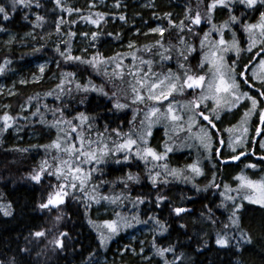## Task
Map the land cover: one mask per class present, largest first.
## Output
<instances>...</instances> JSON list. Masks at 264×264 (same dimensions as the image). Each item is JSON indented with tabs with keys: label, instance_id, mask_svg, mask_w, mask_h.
Returning a JSON list of instances; mask_svg holds the SVG:
<instances>
[{
	"label": "trees",
	"instance_id": "trees-1",
	"mask_svg": "<svg viewBox=\"0 0 264 264\" xmlns=\"http://www.w3.org/2000/svg\"><path fill=\"white\" fill-rule=\"evenodd\" d=\"M141 1L123 0L126 8L115 10L112 8L113 3L111 0H105L109 5L108 7L97 5L96 8L91 9L93 12L111 13L112 16L123 12L127 16V23L112 18H108L106 22L102 21L99 38L94 43L91 42L90 33L97 31L96 26L81 21L75 14L69 15L67 12H61L54 7L53 0H39L42 5L41 8H36L34 3L30 9L21 7L16 12L10 10L11 20L0 21V26L7 29L6 32H0V64H3L5 59L11 61L4 72L0 73V78L7 80L14 71L19 73L32 71L33 68L28 65L35 59L41 58V55L50 58L52 61L57 59L59 62V68L57 65L53 66L52 64L48 67V69H53L58 73L55 81L32 82L25 85L17 84L15 95L8 96L5 99L9 102V108L6 112L16 118L13 124L27 121L28 119H25L24 116L26 112L31 113L32 118L29 126L23 127L16 135L10 131L11 127L0 134V205L11 204V215L5 216L4 212L0 211V264H89L90 260L102 254L111 255L110 257H112L115 253L114 245L117 241L111 240L108 246L102 249L98 231L95 228L93 229L89 224V220L94 219L98 222L101 217L112 218V215L118 219L116 213L123 209L122 206L126 201L123 199L122 203L117 202L115 204L118 205V208L105 214L99 213L96 216L94 211H98L99 206H104L107 200H100V203H96L91 197L95 196L99 199L103 196L114 197L121 194L128 197L127 199L131 202L135 201L138 196L144 198L146 204L144 202L136 205L138 208L142 206L141 218H145V222H148V219L153 221L150 217L155 216L164 223L167 231L163 233H161L156 223H153V230L146 234V243L148 248L150 245L153 247V242L158 248H167L169 245H174L175 253H165V257L172 259L174 255L175 264H264V208H261L258 204L243 201L240 211L237 212V216L240 218L239 229L235 226L225 228L223 223L228 218L226 212L222 215L223 221L218 224V227L216 222L212 223L209 219L210 210L212 219L216 221L215 214L220 207L221 189L217 188L216 190L214 187H208L211 181L210 178L215 173L214 171L217 170L215 183L218 184L219 180L222 179L221 169L223 166L221 168L220 165L216 166V170L214 168L208 170L209 166H206L204 175L195 180L197 182L196 187H193V184L169 178H167V184L163 183L165 180L163 179L162 181L159 180L160 182L153 187L148 179V169L152 168L153 164H148V167L144 168L141 160L132 159L131 164L121 163V166L117 169L112 168L109 175L106 174L107 170L115 164H103L100 167L105 169V173L101 176L93 175L91 182L86 185L88 197H85L78 189L75 191L69 189L70 195L66 197L65 203L58 208L42 210L38 207L42 202H46L48 194L54 191V188L49 187V185H57L58 183L55 176H45L42 183H36L29 179L33 169H36L42 161L47 160L51 163L54 156H61L56 149L52 148L46 151L43 147L57 137L56 129L49 127L55 119L60 118L59 113L53 115L54 110H63L65 120H71L78 113H84L85 116L94 118L92 120L93 130L91 136L97 137V131H99L104 133L105 138H114L111 135L112 129H118L124 133L121 130L128 122L125 115L127 118L128 113L133 116L134 111L135 114L139 112V105L117 110L114 108L116 100L112 99V93L115 92L120 98V102H125V90L130 91L128 82H134L131 75H126L124 81H121L119 78L113 79L111 77L113 64L105 63L98 69H94L87 64L65 63L55 51L57 46L63 50L65 42L70 41L72 55L81 56L82 59L98 56L101 60H107L116 53H120L125 69L132 68L133 55L137 57L135 60L137 65H139L141 59H154L152 65L154 72L165 73L171 69L173 73H177L175 51L171 53L173 59L168 61H161L158 56H154V53L150 54L143 51L145 45H152L159 39V36L154 34L145 38L143 33L155 24L162 23L153 18L154 12L157 16L164 12H173L178 19H183L186 3L190 2L192 7L195 8L200 0H155V9L145 7L141 4ZM90 2L91 0H63L65 7L82 9L85 15L88 13L87 6ZM0 3L7 6L8 0H0ZM200 10L203 11L202 3H200ZM244 11L245 9L242 6L237 5L233 14L239 16ZM217 12L220 13V16L224 15V11L217 9L214 14ZM257 13L248 11L243 22L256 20ZM36 14L43 16L45 22L41 27L33 28ZM25 16H27V19H25ZM61 18L65 23L61 26V31L57 32L55 22ZM227 19L228 15L224 21ZM72 20H76L77 23H70ZM163 26L168 27L166 23H163ZM137 29L141 32L139 36L136 35ZM235 29L240 31L241 28L237 26L233 30ZM30 30H32L35 40L26 46L20 45L25 41V39H21V36ZM70 31L76 33L73 39L61 40V34L66 33L67 35ZM193 31L198 33L201 38L204 32L209 31L208 24L202 23ZM9 32L15 34V39L11 44H6ZM81 33H89L88 45L83 44L84 37L81 36ZM108 33L112 35H108ZM117 34H119V39L116 38ZM238 36L241 39L242 35L238 34ZM177 37V30L169 29V31H166L163 38L164 47L179 46ZM76 38L81 39L76 40ZM211 39H213V36H211ZM185 40L197 48V51L189 57L186 65V67L190 66L196 70L202 57L199 39L185 35ZM130 41L135 45L132 49L126 46V43ZM34 42L38 43V46L32 45ZM85 48L88 49L87 54L82 52ZM34 49H40V51H34ZM160 51H163V49H160ZM245 53H242L244 61L249 56V53L244 55ZM179 62L184 63L183 60ZM205 70L206 67L201 72ZM61 72H74L76 75L71 84H66V88L71 89L70 92H73V94L70 96L68 95L69 92L67 94L66 91L57 99L56 94L59 89L56 86L60 83ZM76 84H80L82 87L94 85L97 88H103L108 95L104 96L96 91L87 93L79 91ZM41 91L46 92L41 94ZM49 91H52L53 95H47ZM177 95L180 94L177 93ZM180 97L183 98L184 95ZM21 102L26 103L25 110L22 111L17 108ZM37 107L40 111L33 115L37 111ZM137 108L138 110H136ZM4 112L5 110L0 109V116ZM41 116L45 119L43 124L40 122ZM136 118L139 119L140 114ZM77 123L79 122L77 121ZM29 127L38 128L40 135L34 138L26 137L25 129ZM68 127L67 124L63 125L65 130ZM105 127L108 128V132H105ZM81 131L85 136L88 135L86 125L82 127ZM151 133L149 144L157 148L153 140L163 136L162 127H153ZM21 149L27 150L21 151ZM256 152L264 153V150L256 149ZM182 155V151L172 152L167 155L166 161H159L158 163H167L169 168L177 169L180 164L176 163H180ZM249 159L261 163L259 158L254 159L250 156ZM238 165L228 163L225 171H231V169H228L231 166L236 169ZM201 167H204V163H201ZM263 172L264 166L244 170V173L252 178H257ZM128 173L138 175L139 183L129 182L128 188L125 189L122 181ZM226 176L228 180V175ZM63 182L60 181V183ZM94 186L95 191H93ZM157 195L167 197V201L159 208L154 203ZM172 207H184L189 212L177 218L169 214ZM119 214L123 216L127 212L124 211ZM58 215H61V220L56 223L55 217ZM228 223L227 220L226 224ZM181 224L185 227L181 228ZM131 230L126 229V231L119 232L116 240L127 242L123 238ZM241 230L251 237V244L242 245L239 250L236 247L237 241L235 239L231 240L230 246L227 247H220L215 244L216 232L228 237H235L240 235ZM37 231H46V235L36 237L34 233ZM59 232L68 233V238L64 241L66 246L62 249L52 243ZM119 256L120 260L118 261L120 262L117 261L111 264H122L121 262L127 260L130 261L128 264H134L135 262V257L131 253L124 252ZM153 259L160 262L158 255H154Z\"/></svg>",
	"mask_w": 264,
	"mask_h": 264
},
{
	"label": "snow or ice",
	"instance_id": "snow-or-ice-1",
	"mask_svg": "<svg viewBox=\"0 0 264 264\" xmlns=\"http://www.w3.org/2000/svg\"><path fill=\"white\" fill-rule=\"evenodd\" d=\"M54 7L59 9L61 12H67L69 15H77L81 21L90 23L96 26L97 31L91 32V42L94 43L100 35L101 22H106L108 18L118 19L121 22L127 23V16L121 12L118 15L112 16L111 13L104 12H93L91 9L97 7L96 0H91L88 3V13L85 15L84 10L75 7H65L63 0H53ZM35 3L36 8H41L42 5L39 0H8V5L0 3V21H10L11 12H16L18 8L30 9ZM200 3L203 4V11L200 10ZM196 7L193 8L190 2L186 3L184 8L183 19H178L177 15L173 12H164L157 16L154 12L155 19H158L162 23L156 27L150 28L148 32L143 33V36L147 38L149 35H157L159 39L152 45H145L143 51L154 53V56H158L161 61L172 60L173 56L171 53L175 51L177 58L178 72L173 73L171 69L167 73H156L153 71V60L141 59L139 65L135 63L137 57L132 56L133 64L131 69H125L123 60L120 53H116L113 57L107 58V60H101L98 56H94L90 59H82L81 56L72 55L71 42H65L64 49L61 50L59 46L55 49L57 54L62 58L65 63H78L87 64L98 69L101 65L108 63L113 64V71L111 77L113 79L119 78L124 81L126 75H131L134 82H128L129 89L125 90V102L121 103L120 98L115 92L112 93V99L116 100L114 108L117 110L126 109L133 106L145 105L148 111L145 114V119L149 116H157L156 121H150L147 125L148 130L144 131L145 123L140 122L141 131L134 129L130 130L129 133L125 134L120 132L118 129H112L111 135L116 137L115 140L111 141V144L105 142L104 133L97 131V139H91V132L93 130L92 120L85 116L84 113H78L71 120H65L64 111L56 109L53 112L55 116L59 113L60 118L55 119L49 127L57 129V139L54 140L50 145L43 146L47 151L49 148L57 150L61 156H54L52 162L45 160L42 161L36 169H33L29 175V179L36 183H42L45 176H55L58 181L57 185H49L54 188V191L49 193L46 202L39 204L40 209L58 208L65 203L66 197L70 195L69 189L79 190L85 197H88L86 185L93 179V173L101 171L98 167H90L86 172L85 165H103L108 162L109 159L112 162L121 164L128 163L131 159H139L144 161L145 165L153 163V167L148 169V179L151 181L153 187L157 185L159 177L163 174L165 177H172L174 179H183L188 182L194 179L196 176L204 175L202 168L200 167V161H196L192 164L185 166L183 170L169 168L167 163L157 164L155 162L166 161L167 154L172 152L174 149L168 146L166 142L164 145V152L159 153L156 149L148 145L146 137L152 135L151 127L153 123L160 122L161 119L170 120L171 122L183 121V117L179 114H173L175 111L173 101L175 100V94H184L191 90L193 93L192 99L184 105H179L180 111H183L187 115L188 119V130L191 131L192 127L195 126L198 130L196 139L199 142V146L207 154L206 158L211 160L215 158L217 163L227 164L229 160L240 161L242 157L249 155L247 151L248 146H255L264 150V0H200ZM242 6L245 11L241 12L239 16L233 14L236 6ZM145 7H151L155 9V0H149ZM112 8L115 10H121L126 8V4L123 0H114ZM219 9L228 13V19L223 21L219 26L213 21L214 12ZM253 11L259 13V18L255 23H244L247 12ZM27 19V16H25ZM45 18L39 14L35 15V23L32 25L33 28H38L43 25ZM65 23L63 18L55 22V28L57 32L61 31V26ZM70 23H77L76 20H72ZM146 23V22H145ZM163 23L168 25L167 28L163 26ZM202 23L210 25L208 32H204L202 38L199 34L194 32L193 29L199 27ZM240 27L244 33L247 34L248 44L247 48H241L240 41L237 39V32L233 29ZM169 29L177 30V45H170L168 48L164 47L163 38L164 33ZM225 30L231 33V40H225ZM7 29L0 26V32H6ZM215 33L218 39H211L212 34ZM28 37H33V33L29 32L25 34ZM69 38L74 37L76 33L68 32ZM108 35H112L108 33ZM136 35H141L139 29H137ZM185 35L193 36L199 39L200 50L203 52L201 60L199 61L196 70L192 67H186L189 61V57L197 51V48L189 44L185 40ZM85 39L88 38L89 33H81ZM119 39V34L116 36ZM15 37H12L7 43L11 44ZM135 45L130 41L128 48L132 49ZM163 49V51H160ZM207 49V51H205ZM34 51H40V49H34ZM88 49L82 50L84 54H87ZM249 53L247 61L242 59V53ZM234 53L235 59L229 61L228 54ZM183 60L184 63L179 61ZM11 61L5 59L3 64H0V73H3L6 66ZM208 67V72L203 75L200 74L205 67ZM39 73L41 76H33L32 82L39 83L42 75L45 73L47 64L39 65ZM59 68V62H57ZM133 69H135L133 71ZM147 69V71H145ZM251 73V75H249ZM107 74V72H106ZM74 72H61L60 83L57 84L59 92L56 94V98L59 99L60 95L66 91L70 93L71 89L66 88V84H71L75 78ZM29 81L22 79L20 83H28ZM258 82V83H257ZM245 86L249 90H244ZM77 90H82L87 93L89 91H96L100 94L107 96L108 93L104 92L103 88H97L96 86H81L76 84ZM255 89V93L251 92ZM9 95H15V93L9 90ZM47 95H53L52 91H49ZM130 97V101H129ZM172 98L171 100L169 98ZM33 99V98H30ZM211 102V107L207 102ZM167 102V109L165 112H161V107ZM250 102V107L247 103ZM83 103V101H81ZM159 105V106H157ZM7 107V106H6ZM46 107V106H45ZM245 107L246 111L243 114L242 121L239 126H232L229 128L218 127V124H223L221 119V113L225 111H232L234 108ZM23 110V106H21ZM138 110V108L136 109ZM40 109L37 107V111L33 113L36 115ZM255 115L257 120L254 126L251 128V132L254 135H250V128L248 127L249 119ZM15 117L11 116L8 112H4L0 116V132L6 131L8 128L13 127ZM136 119L134 111L133 120ZM77 121L79 123H77ZM42 124L45 123L43 116H41ZM132 123L131 121L129 122ZM62 124H67L69 127L67 130L61 128ZM88 130V135L85 136L81 131L82 127L85 126ZM183 130V129H181ZM105 132H108V128L105 127ZM227 133L228 138L225 140L224 135ZM133 135L136 136L133 139ZM167 135V132L165 133ZM254 137H261L262 139H255ZM227 147L231 150V154L228 155L227 159L224 158V149ZM27 149H21L26 151ZM119 154V155H118ZM255 155V150L251 152ZM66 156L67 158H61ZM264 160V156L260 157ZM215 167V165H213ZM246 168H255V164H246ZM157 168L160 170L157 171ZM184 172H190L191 175H183ZM239 181L238 189H251L257 193L253 196H243L242 199L248 200L252 204H258L261 208H264V178L260 181H253L248 179L244 175L235 177ZM60 181H64L60 183ZM125 189L128 188L129 182L139 183V176L136 174L128 173L124 181ZM167 179L163 181L167 184ZM102 183H104L102 181ZM193 187H196L194 184ZM208 187H219L215 183V173L213 179L210 181ZM224 188L228 191L229 186L224 185ZM95 186L93 191H95ZM199 190V189H197ZM207 190V189H205ZM223 195V193H221ZM128 197L116 195L114 197L103 196L97 199L92 196L91 199L96 203H100V200H108L110 203L116 204L117 202H123V199ZM227 200H233L232 196H226ZM167 201V197L163 195H157L155 198V205L159 208ZM144 198L138 196L133 201L134 204L144 203ZM224 206L223 201L220 205ZM88 207V205H86ZM241 205L233 204L231 215L228 217L229 225H225V228L235 226L239 229V216L237 212L240 211ZM11 204L0 205V211L4 212V215H11ZM189 210L184 207H172L169 210V214L177 218H180L182 214L188 213ZM118 220L104 221V227L107 229V235L104 232L99 234L100 245L103 246L113 236L117 235L121 227H131L132 225L127 222L125 217H122L119 213H116ZM136 222L140 221L137 218ZM156 225L159 227L161 233L167 231L164 223H162L157 217H150ZM209 219L212 223L216 221L212 219L211 212L209 210ZM61 220V215L55 217L56 223ZM89 224L96 225L93 221L89 220ZM55 227V225H54ZM181 228L185 225L181 224ZM36 237H44L46 231H37L34 233ZM68 238L67 232H59L57 237L54 238L52 243L57 245L59 248L65 247L64 241ZM237 241L236 247L239 250L240 246L245 244H251V237L240 231L239 236L228 237L227 235L216 234L215 244L220 247L230 246L231 240ZM153 247H156L153 242ZM131 250L135 252V249H129L125 247V251ZM26 251V250H25ZM143 252V248H141ZM175 253V246L169 245L167 248H156V255L164 258V264H175V260L169 261L165 257V253ZM183 256V254H181ZM149 260L150 258H145Z\"/></svg>",
	"mask_w": 264,
	"mask_h": 264
},
{
	"label": "rangeland",
	"instance_id": "rangeland-1",
	"mask_svg": "<svg viewBox=\"0 0 264 264\" xmlns=\"http://www.w3.org/2000/svg\"><path fill=\"white\" fill-rule=\"evenodd\" d=\"M111 2L114 3V0H111ZM148 2H149V0H142L141 4L145 6L146 4H148ZM96 3H97V5H100V6H105V7L109 6V5H107V2H105V0H96ZM261 10H264V9H261ZM91 11H93V10H91ZM219 14H220L219 12L215 13L213 15V21H212V23H215L218 26L224 21L225 17L228 15V13L226 11H224V15L220 16ZM257 16L259 18V13H257ZM258 18H257V20H258ZM256 21H251L250 23H255ZM246 23H248V22H246ZM158 24H160V23L155 24V26H153V27H156ZM204 24H207V23H204ZM153 27H151V28H153ZM149 29L145 30L144 33L148 32ZM208 29H210L209 24H208ZM234 31L237 32V39L240 41L241 48H247L248 47V44L246 43V40L248 39L247 34L246 33L243 34L241 29H240V31L238 29H235ZM29 32H32V30L25 32L21 36V39H25V41L20 43V45L26 46L29 43H31L33 40H35L34 35H33L34 38L28 37L25 35L26 33H29ZM238 34L242 35L241 39L239 38ZM7 35H8L7 41H9L12 37H15V34L11 33V32H9ZM212 36H213V39H218V36H216L215 33H213ZM224 38H225V40L230 41L231 40V33L228 32L227 30H225ZM71 39H73V37L69 38V36H67L66 33L61 34V40H63V41L71 40ZM79 39H81V38H76V40H79ZM7 41H6V44H9V43H7ZM88 43H89V38H87V39L84 38L83 44L88 45ZM128 44H129V42L126 43V46H128ZM32 45L38 46V43L34 42V44L32 43ZM205 51H207V49H205ZM247 54L248 53L246 52L244 55H247ZM202 55H203V52H202ZM41 56H42L41 58L35 59L34 61H32L30 63V65H28L29 67L33 68L32 71L24 72V73H19V72L14 71V73H12L9 76V78H7V80L0 78V109L6 111L7 108H9V102L5 100L8 96H11L8 94L9 90H11V92H13V93H16L17 92V84H19V85L27 84V83H24V84L20 83V81L22 79L29 81L28 83H32L34 75L35 76H41V74L39 73V67H38L39 65L47 64V68L45 70V73L42 75L40 81H42V82L50 81L51 82V81L56 80V78L58 77V73L53 69H48V67L50 64H52L53 66H56L58 60L55 59L54 61H52V60H50V58H47L44 55H41ZM228 59H229V61H231L232 59H235V54L229 53ZM206 72H208L207 66H206V70L204 72H200V74L203 75ZM165 73H167V72H165ZM79 91H82V90H79ZM45 92L46 91H41L40 93L44 94ZM67 94H68V92H67ZM71 94H73V92H70L68 95L71 96ZM176 95H177V93L175 94V100L173 101L174 108H175V111L173 114L181 115L183 117V121L171 122L170 120L161 119L160 122L153 123L152 127L150 129L151 132H152L153 127L160 126V127H162V130H163V136H161L160 138H155L153 140L154 143L157 145V148H155L154 145L152 146L149 144L150 136L146 137L148 140V145L151 146L152 148L156 149L157 152L163 153L164 152V145L167 142L168 146L174 149L172 152L182 151L183 152L182 160L180 161V163H176V164H180L179 166H177L178 167L177 169H179V170H183L186 165L192 164L198 160L200 161V167H201V163H204V167H201L203 172H204V169H206V166H209V168H207L208 170H211V168L212 169L214 168L216 170V166H218L217 161H215L216 159L212 158L211 160H209L206 158L207 154L199 146V142L196 139V134L198 132L197 128L195 126H193L191 131L188 130L187 115L183 111H180V109H179V105H184L189 100L192 99L193 93L191 92V90H189L188 92H186L184 94H180L177 96ZM182 95H184L183 98L180 97ZM186 95L189 97H186ZM169 99L171 100L172 98L170 97ZM207 103L211 107V102L209 101ZM25 105H26V103L21 102L18 104L17 108L22 111L21 106H23V110H25ZM157 106H159V105H157ZM247 106L250 107V102L247 103ZM166 109H167V102L164 103V106L161 107L160 111L163 113L166 111ZM147 111H148V109L145 107V105L142 104V105H139V112H136V116H138L140 114L139 119L136 118L135 120H133V116H131V114H129V113L127 114V118L125 115V119L126 120L128 119V122L126 123L125 127H123V129L121 131H123L125 134L129 133L130 130H132V129H134L136 131H141V125H140L141 121H144V123H145V127L143 130L147 131L148 130L147 125L149 124V122L150 121H156L157 116H159V114H157L155 116H149L148 119H145V114ZM245 111H246L245 107H238V108L232 109V111H230V112H228V111L222 112L221 113L222 114L221 119L223 120V123L225 122L227 124H222L220 127L221 128H229V127H232L234 125L239 126L241 121H242L243 114ZM24 116H25V119H28V120L25 122L19 123V124H14V126L11 127V129H10V131L13 134L15 133V135H16L18 132H20L22 130L23 127L29 126L31 118H32V114L31 113L29 114V112H26ZM256 120H257V117L255 115H253L249 119L248 127L250 128V133H249L250 135H254L251 132V128L254 126V123ZM130 121L132 122L131 124L129 123ZM2 123L3 122L0 121V124H2ZM63 125L64 124L61 125V128H63ZM121 127H122V125H121ZM181 129H183V130H181ZM38 130L39 129L36 127L26 128L25 129V132H26L25 136L29 137V138L37 137L40 135V132ZM2 132H0V134ZM56 132H57V129H56ZM166 132H167V135H165ZM132 138L135 139L136 136L133 135ZM224 138H225V140H227V138H228L227 133H225ZM56 139H57V137L54 140H56ZM91 139L96 140L97 137L91 136ZM115 139H116L115 136H114V138L107 137V138H105V142L111 144V141L115 140ZM256 139L259 140L262 138L257 137ZM54 140H52V142ZM191 141H193L195 143H193ZM52 142H49L47 145H50ZM49 149H52V148H49ZM249 150H251L250 146H248V148H247V151H249ZM172 152H170V153H172ZM170 153H168V154H170ZM224 153H225V155L231 154V150L228 149L227 147H225ZM256 156H258V155L255 154L252 158H258ZM262 156H264V155H261L260 157H262ZM62 158L66 159L67 157L62 156ZM187 159H190V160H187ZM131 160L128 162V164H131L130 163ZM261 162H263V163L255 162V161H252L250 159L249 160L248 159L243 160V161L239 162L238 168H236L237 170L232 166L230 168H228V169H231V171H225L226 165L228 163L231 165H233V164L236 165V163L228 162L226 165L225 164L220 165L221 168L223 166V168L221 169V174L223 176H222V179L219 180L217 185H219L218 188H220L222 190L220 192V197H221V199L219 200L220 205L223 201L224 206L223 207L220 206L218 208L219 211L216 212V214H215L217 227H218V224H220L223 221L222 215H224L225 212L227 213L228 217L231 215L232 207H233L234 203L242 205L243 201H248V200L242 199L243 196L248 195V196L255 197L257 195V193L253 192L251 189H238L239 181H237L235 179V177L240 176V175H244L250 180L260 181L262 178H264V175H261L260 177H257V178L256 177L252 178V177L247 176L244 173V170L246 169V167H245L246 164H255L256 165L255 168H257L258 166H261L264 164V160H261ZM111 163H114V162H112V160L109 159L106 164H111ZM155 163L163 164V163H158V162H155ZM114 164H115L114 166H111L110 169L107 170V172H106L107 175L110 174V170L112 168L117 169V167L121 166L120 164H117V163H114ZM142 164L145 168L146 166L148 167V164H153V163H148L147 165H145L144 161H142ZM213 165H215V167ZM90 167H98L101 169V171L94 172L93 173L94 176H101V174L105 173V169L101 168L100 165L99 166H97V165H85L84 166L85 171L87 172ZM159 170L160 169L157 168V171H159ZM214 172H215V175L217 176V170ZM183 175H191V173L190 172H184ZM226 175H228V180H227ZM199 177L200 176H196V177H194V179H191L190 181L186 182L183 179H174L172 177H165L162 174L159 177V180L162 181L163 179L169 178L172 180L184 181L185 183H188V184L190 183V184L194 185V184H197V182L195 180H196V178H199ZM210 179L212 180L213 176H211ZM215 180H216V178H215ZM225 184H227L229 186V189H231V191H228L224 188ZM214 188L217 190V187H214ZM220 189H219V191H220ZM221 193H223V195H221ZM226 196H232L234 198V201L233 200H227ZM125 201L126 202H124V204L122 206L123 209L120 210L118 213L126 211L127 214L123 215L122 217H125L127 219V222H129L132 225L131 227H121V229L119 231V232H122V231H126V229H132L130 232L128 231V233H126L125 237L123 238L124 240H127V242L122 241V240H120V241L116 240L117 235L113 236L110 240H108L105 243V245H103L101 247L102 249L106 248V246H108V244H109V242H111V240L117 241V243L114 245L115 253L113 254V256L110 257L111 255L106 256V255L102 254V255L95 257L92 260H90L89 264H111L113 262H117L118 260H120L119 255L124 253V252H128V253H131L134 255V257H135V262L133 261L134 264H149V260L145 259V258H150L151 264H164V259L160 256H159L160 262H157L153 259V256L154 255L156 256V248H158V247H152V245H150V247L148 248V245L146 243V239H147L146 234H148V232L153 230L154 221H149V219H148L147 220L148 222H145V218L144 219L141 218L142 206L140 208H138L137 205L134 204L133 202L129 201V199H125ZM119 204L122 205L121 203H119ZM116 208H118V205L110 203L107 200V202L105 203L104 206H102V207L99 206L98 211H96V212L94 211V214L96 216H98L99 213L105 214L106 212H109L110 210H113ZM134 217L137 218L140 222L137 223L136 219H133ZM95 219L97 220V218H95ZM106 220L113 221V220H118V219L112 215V218L101 217L98 222L95 221L94 219L92 220L93 223L96 225V227H94L93 224H91V226L93 227V229L95 228L98 231L97 232L98 235L100 234V232H104L107 235V229L104 227V221H106ZM227 220L229 221V219L227 218L223 223L224 226L229 225L230 222L228 224H226ZM217 233L218 232L215 233V239H216ZM126 246L129 249H135V252H133L131 250L125 251ZM141 248H143V252H141ZM174 259H175L174 255H173L172 259L169 257L167 258V260H169V261H172ZM118 262H120V261H118ZM121 263L122 264H128V263H130V261L127 260V261H124Z\"/></svg>",
	"mask_w": 264,
	"mask_h": 264
},
{
	"label": "flooded vegetation",
	"instance_id": "flooded-vegetation-1",
	"mask_svg": "<svg viewBox=\"0 0 264 264\" xmlns=\"http://www.w3.org/2000/svg\"><path fill=\"white\" fill-rule=\"evenodd\" d=\"M248 23H249V22H248ZM245 39H246V38H245ZM246 41H247V40H246ZM246 61H247V60H246ZM249 75H251V74L249 73ZM244 90L247 91V90H249V89H248L247 86H245ZM251 92L254 94V93H255V89H252ZM176 96H177V95H176ZM187 97H189V96H187ZM223 114H224V113H223ZM221 115H222V114H221ZM223 124H227V123L224 122ZM220 126H221V124H218V127H220ZM254 138L256 139L257 137H254ZM250 148H251V150L248 151V152H249V155L246 156V157H242L240 161L247 160V159L249 160L250 156L253 157L254 155L251 154V152L253 151V149L255 150V154L258 155V156H256V157H258L259 159H260V156H261V155H264V153H259V152L257 153V152H256V149H257V150L260 149V148L258 147V145L250 146ZM228 155H230V154H228ZM228 155H225L224 158L227 159ZM254 159H255V158H254ZM256 159H257V158H256ZM260 160H261V159H260ZM240 161H228V162H234V163H236V164H239ZM259 162H260V161H259ZM261 163H263V162H261ZM218 165H222V164L218 163ZM261 166H264V164L261 165ZM146 201H147V200H146ZM146 203H147V202H145V204H146Z\"/></svg>",
	"mask_w": 264,
	"mask_h": 264
},
{
	"label": "bare ground",
	"instance_id": "bare-ground-1",
	"mask_svg": "<svg viewBox=\"0 0 264 264\" xmlns=\"http://www.w3.org/2000/svg\"><path fill=\"white\" fill-rule=\"evenodd\" d=\"M229 161H231V160H229Z\"/></svg>",
	"mask_w": 264,
	"mask_h": 264
}]
</instances>
